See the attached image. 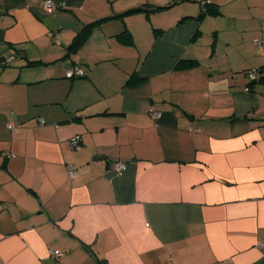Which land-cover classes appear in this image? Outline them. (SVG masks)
Segmentation results:
<instances>
[{"label":"crops","instance_id":"crops-1","mask_svg":"<svg viewBox=\"0 0 264 264\" xmlns=\"http://www.w3.org/2000/svg\"><path fill=\"white\" fill-rule=\"evenodd\" d=\"M44 1L0 0V264H264V53L206 49L216 0Z\"/></svg>","mask_w":264,"mask_h":264},{"label":"rangeland","instance_id":"rangeland-1","mask_svg":"<svg viewBox=\"0 0 264 264\" xmlns=\"http://www.w3.org/2000/svg\"><path fill=\"white\" fill-rule=\"evenodd\" d=\"M174 1L177 0H168L166 2ZM216 2L221 6L223 16L204 21L203 30L205 34L200 41L206 45L212 40V32L216 28H220L218 31L221 33L222 39H229L236 46L234 49L228 50L229 59L235 58L238 53L243 51L249 54H263L264 45L262 44L260 48L254 46L253 39L259 41L264 39V0H216ZM199 5L201 6V0L179 5L160 19L168 20V17L170 18L172 15H177L178 13L197 14ZM216 25L219 27H215ZM226 27L228 28L226 29ZM224 47L223 43H218L217 49L220 48V50H217V54L223 52ZM206 49H208L207 45ZM226 59L224 53L222 56H219V59L215 58L213 63H223Z\"/></svg>","mask_w":264,"mask_h":264},{"label":"trees","instance_id":"trees-1","mask_svg":"<svg viewBox=\"0 0 264 264\" xmlns=\"http://www.w3.org/2000/svg\"><path fill=\"white\" fill-rule=\"evenodd\" d=\"M61 6V5H60ZM57 8V7H55ZM61 8V7H60ZM172 8V6H165V7H155L154 9H151L150 12H160V11H164V10H168ZM132 11V10H131ZM130 12V11H128ZM133 12V11H132ZM220 15V12H219V7L217 4L211 2V0H202L201 1V6H200V12L199 14L193 18V17H185L184 19H182L179 23L183 22L184 20L186 19H194L195 21H200L202 20L204 17L206 16H218ZM105 20V19H103ZM89 26H85L83 27L75 36L74 40H73V44H72V48H75V47H78L85 39L86 35H88L89 33ZM156 31V30H155ZM160 32V30H159ZM124 34L128 37V34H126L125 32L121 33L119 36H118V39L120 38L121 40H124V38H126L124 36ZM13 60L14 57L13 55L11 56ZM8 58V57H7ZM185 62V61H184ZM187 64V67H191L195 64V62L191 61L189 63H186ZM254 72L255 73V79L254 80H249L247 75L250 73V72ZM252 71H248L245 75L246 77V89H248V91H250L253 87L254 84H256L257 82H264V69H252ZM66 74V73H65ZM132 79H131V82L132 81H135L136 77L135 75H132ZM66 78V76H65ZM76 78H81V77H76ZM66 79H69V78H66ZM73 79V78H72ZM130 82V81H129ZM253 84V85H252ZM67 168V167H66ZM68 173V172H67Z\"/></svg>","mask_w":264,"mask_h":264},{"label":"built area","instance_id":"built-area-1","mask_svg":"<svg viewBox=\"0 0 264 264\" xmlns=\"http://www.w3.org/2000/svg\"><path fill=\"white\" fill-rule=\"evenodd\" d=\"M41 6L45 11H49V12L55 9V5L51 0L44 1ZM253 43H254V45H257V46H260L262 44L261 41H257V40H255ZM11 59H12V57L10 56L8 59L5 60V62L8 63L9 61H11ZM84 75H85L84 70L80 67H74L70 71H67L65 74L66 78H69V79L76 78V77H83ZM247 77L250 81L254 80L255 79V73L252 71L247 75ZM149 112H150L149 113L150 117L154 121L158 120L161 117V114L159 112H157L156 110H154L153 108H151ZM72 143H73V146H75V147L79 146L77 139H74V141ZM125 169H126L125 164L118 163V164H115L113 166L114 172L118 173V174H122V172L125 171ZM67 172H68V176L71 179H73L75 177V171H74V168L72 165L67 166ZM1 209H2V207L0 205V210ZM258 246L262 247L263 245H262V243H259ZM50 254L54 257H59L62 255V253L60 251H51Z\"/></svg>","mask_w":264,"mask_h":264}]
</instances>
